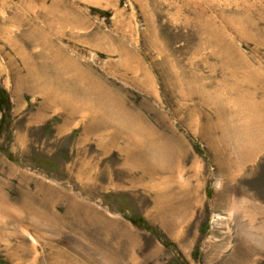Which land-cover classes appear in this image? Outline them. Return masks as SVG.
Listing matches in <instances>:
<instances>
[{"label":"rangeland","instance_id":"obj_1","mask_svg":"<svg viewBox=\"0 0 264 264\" xmlns=\"http://www.w3.org/2000/svg\"><path fill=\"white\" fill-rule=\"evenodd\" d=\"M0 88V264H264V0H0Z\"/></svg>","mask_w":264,"mask_h":264},{"label":"bare ground","instance_id":"obj_2","mask_svg":"<svg viewBox=\"0 0 264 264\" xmlns=\"http://www.w3.org/2000/svg\"><path fill=\"white\" fill-rule=\"evenodd\" d=\"M115 127V126H114ZM255 146V145H254ZM261 146V144H260ZM259 147V145H258ZM254 148V147H253ZM252 148V149H253ZM262 149V147H260ZM255 149V148H254ZM256 152V151H255ZM247 153V152H246ZM250 153V152H249ZM134 154V153H133ZM251 154V153H250ZM254 154V153H253ZM141 155V154H140ZM132 156V155H131ZM129 159V158H128ZM144 160V159H143ZM154 166V165H153ZM241 170V169H240ZM234 176V175H233ZM133 185V184H131ZM39 189V188H38ZM28 191V189H27ZM39 191V190H38ZM37 192V190H36ZM89 192V191H88ZM245 192V191H244ZM35 193H32L30 194L31 196H35L34 195ZM53 194V193H52ZM37 195V194H36ZM61 195V194H60ZM58 199V197H57ZM54 200V202L52 203V205L55 207V210H54V213L52 214V216L50 217L48 214H44V212L42 211H39L37 212L36 209L33 210V214L36 216V218L38 217V220L41 222V223H51L53 226L54 224H56L58 227L62 226V221H64L66 219V216L67 214L71 211V209H68L65 211H63V215H58L56 212L59 210L58 207L59 205L57 204L58 200ZM229 207L228 209L231 211V214H229V216H233V214L236 213L237 217H238V220L239 221V224L238 226H242L243 225V229L247 232H251L253 234V236L255 238H258L259 240L262 241V245L264 246V220L258 225L256 226V213L258 212L256 209H254V211L252 209H250L248 207V205H245L247 204L246 201H244V199L242 200H237L235 198L231 199L229 201ZM249 202V201H248ZM23 205V204H22ZM15 206V205H14ZM17 206V205H16ZM34 206L36 207V205L34 204ZM25 207V206H24ZM49 207V205H48ZM16 208V207H15ZM22 208V207H20ZM52 208V207H51ZM255 208V207H254ZM50 209V208H49ZM16 210V209H15ZM14 208L12 206V203L11 201L9 202V200H7L6 198H3V197H0V212L3 213V215L7 216V215H11L14 213ZM22 210V209H21ZM30 210V209H29ZM264 211V210H263ZM18 211H16L17 213ZM48 212V211H47ZM261 214H263L262 211H259ZM27 213V212H26ZM17 215V214H16ZM20 215V214H19ZM78 215V214H77ZM2 216V215H1ZM245 216L247 217V219L243 220L242 217ZM264 216V215H263ZM3 218V216H2ZM1 218V220H2ZM29 219V218H28ZM31 219V220H30ZM30 222H34L32 220V218H30ZM0 220V221H1ZM216 220L218 221L219 225H222V224H225V217L223 215H220L216 218ZM238 223V222H237ZM29 226V225H28ZM39 226V225H38ZM27 227V226H26ZM68 227V226H67ZM27 229V228H26ZM28 237V236H27ZM31 238V237H30ZM32 243V246H35L36 244V241L34 238H31L30 240V244ZM243 245V244H242ZM254 247V245H253ZM256 247V246H255ZM245 248V247H244ZM34 250V249H33ZM35 252V251H34ZM254 255H256L257 253H253ZM264 254V253H263Z\"/></svg>","mask_w":264,"mask_h":264},{"label":"trees","instance_id":"obj_3","mask_svg":"<svg viewBox=\"0 0 264 264\" xmlns=\"http://www.w3.org/2000/svg\"><path fill=\"white\" fill-rule=\"evenodd\" d=\"M4 109L9 111L10 99L8 97L7 91L3 88H0V111ZM2 264H8V263L2 262Z\"/></svg>","mask_w":264,"mask_h":264}]
</instances>
